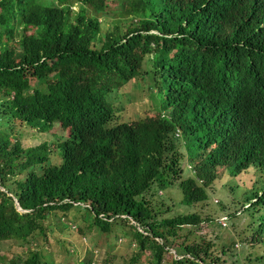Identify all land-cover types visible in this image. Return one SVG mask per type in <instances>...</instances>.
<instances>
[{
	"label": "clouds",
	"instance_id": "1",
	"mask_svg": "<svg viewBox=\"0 0 264 264\" xmlns=\"http://www.w3.org/2000/svg\"><path fill=\"white\" fill-rule=\"evenodd\" d=\"M27 5L28 22L17 16L19 29L27 27L25 34L33 35L31 42L40 48L41 63L55 66L53 73L74 79L66 82L60 76V91L67 87L81 91L79 100L89 118L97 105L110 114L108 130L118 133L123 122L143 123L156 109L165 113L161 108L170 106L172 98L182 97L186 104L188 117L183 126H176L172 143L177 151L176 165L160 180L157 164L144 162L142 175L123 185L124 198L134 201L146 216L144 225L130 218L131 223L163 243L165 254L175 259L205 264L192 251L209 243V252L216 256L209 264H220L215 261L218 259H226V264H248L246 258H251L252 264L258 257L264 262V235L257 233V216L264 213V204L253 205L264 192V111L260 106L264 98V0H151L146 4L132 0H28ZM38 13L43 18L36 20ZM172 16L181 19V25L189 23L191 16L213 25L209 37L201 45L197 40L189 47L184 45L190 35L180 32L181 25L170 23ZM7 36V28L0 31V45L8 42ZM3 48L8 51L9 46ZM231 56L246 58L247 64L242 66ZM223 68L226 77H222ZM244 84L248 92L237 88ZM186 97L193 104H188ZM60 129L63 134L51 136L54 142H63L71 131L77 139L84 132L72 119ZM193 138L201 139V157L209 154L213 160L228 153L225 159L237 173L233 176L217 165L223 167L219 172L223 174L215 176L221 180L230 177L228 193L223 194L220 185L213 186L215 179L204 187L203 194L196 191L200 189L193 183L202 186L195 168L199 159L190 160L186 155L188 160H181V147L185 150L184 143ZM169 155L163 149L162 166L169 163ZM238 176L254 177L252 185L245 190L236 182ZM257 183L263 184L259 190L254 189ZM232 200L237 208L229 206ZM202 204L217 208L220 215L214 216ZM15 205L21 210L16 200ZM257 210L261 211L258 215ZM248 212L254 226L246 240L252 248L247 254L242 251L243 239L234 237L218 246L215 234H201L233 226ZM259 246L263 249L258 253ZM152 254L153 248L148 257Z\"/></svg>",
	"mask_w": 264,
	"mask_h": 264
},
{
	"label": "trees",
	"instance_id": "2",
	"mask_svg": "<svg viewBox=\"0 0 264 264\" xmlns=\"http://www.w3.org/2000/svg\"><path fill=\"white\" fill-rule=\"evenodd\" d=\"M150 1L132 0V3L146 4ZM27 4L28 0H0V31L8 29V42L0 45V187L3 188L0 189V243L4 240L36 241V234L44 233L43 221L53 213L74 226L75 231L68 223L64 225L69 237L89 236L92 247L88 246L86 250L90 256L81 260L80 264H95V249H98L97 253L107 254L102 260L104 264H120L124 255L117 252L120 238H125L122 242L124 252L136 247L129 260L121 264H140V255L147 248H153V254L152 258L145 257V264H202L189 258L164 257L163 243L140 232L131 223L132 219L136 224L144 225L147 223L146 216L134 205V201L128 202L124 198L123 192L127 180L142 175L141 165L144 162L157 164L160 180L176 165L177 151L172 147L174 132L176 126H183L188 117L183 98H172L170 106L161 108L165 113L156 109V113L143 123L131 125L123 122L118 133L108 130L111 115L97 105L96 112L92 111L89 118L84 103L79 100L83 96L81 91L69 87L60 91L61 77L66 82L74 79L53 73L55 66L41 63L40 48L31 42L33 35L25 34L27 27L23 31L19 29L17 16L28 22ZM34 17L36 20L43 18L39 13ZM170 19L173 25L182 24L179 18L172 16ZM212 27L191 16L189 23L180 27L181 33L190 35L184 45H194L196 40L201 45L209 37ZM7 46L8 51L3 48ZM230 59L242 66L247 64L246 58L231 56ZM69 71L76 77L74 70ZM221 74L222 77L228 76L224 68ZM237 88L249 91L245 84ZM92 89L97 92L96 88ZM261 93L264 97V91ZM185 101L193 104L191 98L186 97ZM260 106L264 111V98ZM71 119L84 132L77 139L71 131L70 137L63 142H54L58 150L49 151L46 140L27 148L22 145L26 129L55 133L62 123H70ZM200 142V138H193L184 146L190 160L199 159L195 168L202 186L193 184L200 189L196 191L203 194L204 187L211 184L217 175V165H223L233 176L238 169L225 159L227 152L213 160L209 154L201 157ZM163 149L168 150L170 155L169 163L162 166ZM55 156L59 161H54ZM21 174L24 176L16 178ZM15 200L21 210L17 209ZM259 204H264V192L258 202L253 203L255 207ZM254 213L255 209H252L251 214ZM257 220L260 222L257 233L264 235V213L257 216ZM92 229L96 233H91ZM210 246L209 243L199 245L192 255L209 264L208 261L216 258L209 252ZM2 250L0 245V261L4 264H60L47 260L46 253L43 254L45 259L41 260L42 254L36 250L29 249L26 257L19 252L10 256V252ZM250 259L246 258L248 264H251ZM257 259L259 261L252 264H264L261 257ZM215 261L226 264V259Z\"/></svg>",
	"mask_w": 264,
	"mask_h": 264
},
{
	"label": "rangeland",
	"instance_id": "3",
	"mask_svg": "<svg viewBox=\"0 0 264 264\" xmlns=\"http://www.w3.org/2000/svg\"><path fill=\"white\" fill-rule=\"evenodd\" d=\"M52 134H57V135H61L63 134V130L58 128L56 130L55 133H52L50 131L47 132H40V131H36L34 129H26V131H24V137L22 139V145L24 146V148L27 147H31V146H35L38 145L40 142H42L43 140H46V142L48 143V149L51 152L56 151V146L54 144V141L51 140V136ZM182 142L180 140L179 145H181ZM181 153L182 155V162H186L188 159L186 157L185 154V150L183 147H181ZM54 161L57 162L59 161V158L57 156L54 157ZM38 167V166H37ZM36 167V168H37ZM223 167L219 166L216 168V173L217 176L222 174L219 173L220 171H222ZM37 170H40V167L37 168ZM25 174V173H24ZM24 174L18 175L16 176V178H20L21 176H24ZM229 178H222L219 179H215V181L212 183L213 186H217L219 187L220 185V190L223 192V194L228 193L229 190L232 189V187H230L229 185H231L229 182ZM236 182L243 186L246 189V187H250L252 185V182L254 180V177L251 176H245L240 178V176L235 177ZM174 186H177V184H175ZM263 187L262 183H257L254 186L255 190H259ZM176 189V188H175ZM11 195V193H9ZM173 195H176V192H173ZM217 195L220 196L221 198L224 197V195H222L220 192H217ZM232 196L238 200V194L237 192L233 191ZM228 197H230V195H228ZM238 203V202H237ZM229 206L231 207H236L237 205L236 203L232 201H230ZM202 207L206 210V211H210L211 213H213L214 216H219L220 215V211L217 208H213V207H205V204H202ZM261 211L257 210L256 211V215L260 214ZM72 216V215H70ZM254 222V219L251 218L250 212L247 213V216H245V219H239L236 221L235 225L232 226V224H230L228 227H226L225 229H215L214 231H212L211 233L207 230L201 231L202 235L208 234V235H216V243L218 246H220L223 242L229 243L234 237H236L237 239H243V242L245 244L244 249L242 251H244V253H249L250 251H252V248H250V244L248 241H246L249 236L250 233L253 232V226L251 225V223ZM69 224L71 226V228L73 229L74 226L71 225L69 223V221H67L66 219H64L63 217L58 215H55L53 213H51L44 221H43V227H44V233H40L38 232L36 234V241H32L30 239V237L28 239H30L29 242H19L16 240H8V241H4L2 243V252H10V256H14V253H20L22 254L24 257H26L29 254V249L31 250H36L38 251L40 254H42L41 256V260H44V256L43 254L46 253L47 254V260H52V261H56L60 264H80L81 260H85L86 257L90 256L88 251L86 250V248L89 246L90 248L92 247V243L89 239V236H82V238H80L78 235H75L74 237H69L65 232H67V229L64 228V225ZM250 230H249V228ZM75 231V228L73 229ZM91 233H96L95 229H92ZM96 237H98V235L95 234ZM121 240V241H119ZM118 240V244H117V252L118 253H122L124 254L121 258H120V262H127L130 258V256L132 255L133 252H135L136 247H132V249H128L126 250V252H124L123 249V245L122 242L125 240V238H120ZM196 241H200V240H196ZM99 242H101V239L99 240ZM69 245V247H67ZM104 249H106V247H104ZM151 248H147L145 249V252L143 251L142 254L140 255V264H145V257H147L149 250ZM263 249L262 246L257 247L256 251L259 253L261 252V250ZM98 250V249H97ZM96 249L94 250V254H95V264H104V262L102 261L107 254L104 253H98ZM237 251H240L239 248H237ZM145 253V254H144ZM93 254V255H94ZM98 255V256H97ZM165 257H169L168 254H165ZM93 257V256H92ZM119 257V256H118ZM179 258V257H176ZM126 259V261H125ZM172 259V258H169ZM120 263V264H121ZM0 264H4L2 261H0Z\"/></svg>",
	"mask_w": 264,
	"mask_h": 264
}]
</instances>
